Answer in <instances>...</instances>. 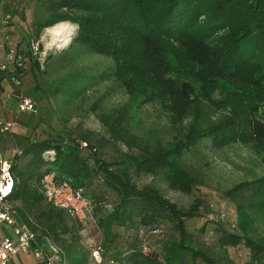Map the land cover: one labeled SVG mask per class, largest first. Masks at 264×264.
<instances>
[{"label":"trees","instance_id":"1","mask_svg":"<svg viewBox=\"0 0 264 264\" xmlns=\"http://www.w3.org/2000/svg\"><path fill=\"white\" fill-rule=\"evenodd\" d=\"M39 1L46 15L37 23V33L68 21L77 25L69 46L79 43L89 52L112 58L114 67L108 73L129 99L97 117L111 141L129 152L118 161L103 159L92 133L71 141L64 134L22 136L21 149L11 157L12 186L7 196L17 219L28 223L39 241L48 236L61 246L67 256L63 261L87 260L85 250L73 252L71 245H78L80 224L46 202L40 191L43 176L54 173L57 181L81 188L93 211L114 195L111 211L97 219L105 264H218L186 229L188 220L205 217L199 206L179 207L155 187L138 184L135 177L163 176L172 190L189 193L193 177L183 155L204 139L215 148L239 142L264 157V0ZM14 48L23 57L24 75L32 50ZM62 83L50 82L42 91L58 94ZM85 87L75 90L74 97ZM148 103L159 104L175 125L191 113L195 119L182 135L146 138L139 129L138 109ZM208 111L221 113L212 120ZM95 185L101 195L91 197L85 191ZM226 195L236 220L218 215L219 240L244 246L248 259L243 264H264V174L234 185ZM226 221L238 231L225 229ZM165 223L177 232V240L163 242L160 251L142 243L141 228L160 235ZM116 228L127 235L132 232L124 250L117 244L123 235Z\"/></svg>","mask_w":264,"mask_h":264},{"label":"rangeland","instance_id":"2","mask_svg":"<svg viewBox=\"0 0 264 264\" xmlns=\"http://www.w3.org/2000/svg\"><path fill=\"white\" fill-rule=\"evenodd\" d=\"M62 24L57 25L56 29H53L54 27L43 29L40 37H33L23 45L24 49H28L31 44L37 42L39 51L33 59L26 56V66L34 63L36 69L24 72L29 75L23 83V89L29 90L28 95L38 96L41 93L35 101V112L24 115L23 120L31 129L26 135L34 138H56L59 134H64L66 139L71 141L83 134L92 133L90 137L94 139L103 159L107 161L124 159L129 150L124 145L114 144L111 141L106 128L97 117L100 111L119 107L129 99L122 85L108 73L114 67L113 60L109 56L89 52L86 46L79 43L69 46L77 26L71 30V24L70 26L66 24L64 32L58 31ZM67 37L70 41L64 45ZM48 54L51 55L46 59ZM60 80L64 86L58 94L48 90L42 91V86ZM66 83L68 87L64 88ZM84 87V92L74 97L75 90ZM10 100L15 102V98L7 101ZM220 113L221 111L207 112L212 120L218 118ZM138 117L139 129L144 137L153 138L154 134H157L163 139L175 134L182 135L195 119V115L191 113L182 123L175 125L169 122L165 112L157 103H148L139 107ZM200 121L203 122L200 124H205L203 119ZM182 162L193 177V185L189 193L172 190L163 176L143 175L135 177V180L140 185L155 187L179 207L188 208L192 204L198 205L205 217L188 220L187 231L196 235L198 245H202L218 264H243L248 259L246 248L242 245H223L219 240L220 233L215 228L220 224L217 220L219 214H226L227 221L236 220L235 207L227 198L226 191L238 183L261 177L264 174V157L254 152L251 146L239 142L215 148L211 146L210 140L204 139L183 155ZM85 192L91 197H97L101 195V188L95 185ZM114 199V195H110L103 206H97L93 214L94 219L97 220L103 214L110 212ZM206 218L209 220L207 228L201 233L199 229ZM227 221L223 224L225 229L236 233L238 229H233ZM116 229L123 235L117 244L124 250L132 241V232L127 235L123 229ZM141 229L139 237L142 243L157 251L162 249L163 242L177 240L179 237L167 223L164 224L163 233L160 235L152 234L146 228ZM102 239L101 230L95 228L93 222L80 224L75 241L78 245L71 244L73 252L83 249L89 257V250ZM106 257H110V254Z\"/></svg>","mask_w":264,"mask_h":264},{"label":"built area","instance_id":"3","mask_svg":"<svg viewBox=\"0 0 264 264\" xmlns=\"http://www.w3.org/2000/svg\"><path fill=\"white\" fill-rule=\"evenodd\" d=\"M30 49L33 57H36L39 53L38 43L31 44ZM22 58V55L14 47L10 46L6 50L4 63L0 64V103L4 99L15 98L16 113H31L35 111L36 103L23 89ZM4 80L12 85L10 92H4ZM12 125L13 121L0 115L1 133L11 132ZM10 165L11 158L4 159L0 150V229L3 226L10 227L13 235L12 237L3 235L0 230V264H10L11 259L19 253L32 254L42 264L63 262L62 258L65 252L61 246L53 243L48 236H44L42 241H39L37 232L28 223L17 219L14 203L7 198L12 186ZM40 191L46 202L64 210L69 217L75 219L79 224L90 221L99 230L97 220L93 217L92 202L83 196L81 188L73 187L71 181L59 182L54 173H48L40 181ZM230 226L235 228L234 224ZM154 232L159 233L160 230L156 229ZM144 251L146 252V248ZM89 257L91 264H105L100 240L95 247L89 250Z\"/></svg>","mask_w":264,"mask_h":264},{"label":"crops","instance_id":"4","mask_svg":"<svg viewBox=\"0 0 264 264\" xmlns=\"http://www.w3.org/2000/svg\"><path fill=\"white\" fill-rule=\"evenodd\" d=\"M45 15V10L42 8L39 0H0V64L4 63L5 53L8 47H14L15 45H17L20 49H23V45L25 44V42L28 43L29 39L41 36L42 31L37 33L36 25L45 17ZM60 23H63V26L60 27L58 31L62 32L65 31L66 24H68L69 26L71 24V30L72 28L77 26L76 24L68 21ZM58 24L44 29L55 27ZM26 68L28 69H26L25 71L27 73V71L29 70H35L36 66H34L33 63L28 67L26 66ZM26 73L23 75L22 85L28 78L29 74ZM3 85L5 93L11 91L12 85H10L7 80L3 81ZM28 91L29 90L26 89V93H28ZM40 96L41 93H39L38 96L31 95L34 101H36V99ZM7 100L9 99H4L3 102L0 103V115L13 121V125L11 132H0V150L4 159H10L18 150L21 149L22 136H30L26 135V132L31 130L30 128H28V123L24 122L23 120L25 119L24 115H26L27 113H16V102H14L13 100ZM0 230L3 235H9L10 237L13 236L10 227L3 226ZM66 262V264H71L68 260H66ZM10 264L42 263L32 254L19 253L11 259ZM82 264H91L90 257H87V260H85Z\"/></svg>","mask_w":264,"mask_h":264},{"label":"bare ground","instance_id":"5","mask_svg":"<svg viewBox=\"0 0 264 264\" xmlns=\"http://www.w3.org/2000/svg\"><path fill=\"white\" fill-rule=\"evenodd\" d=\"M60 24H61V23H60ZM58 25H59V24H58ZM56 28H57V25H56L53 29H56ZM69 41H70V38L67 37V38L65 39V43H64V45L68 44Z\"/></svg>","mask_w":264,"mask_h":264}]
</instances>
